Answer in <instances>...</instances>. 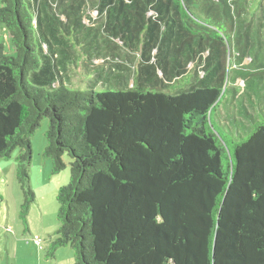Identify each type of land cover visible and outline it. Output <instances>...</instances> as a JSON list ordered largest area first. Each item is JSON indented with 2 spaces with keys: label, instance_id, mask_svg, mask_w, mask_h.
<instances>
[{
  "label": "trees",
  "instance_id": "1",
  "mask_svg": "<svg viewBox=\"0 0 264 264\" xmlns=\"http://www.w3.org/2000/svg\"><path fill=\"white\" fill-rule=\"evenodd\" d=\"M87 4L0 0L15 53L0 43V160L19 149L24 207L35 200L31 137L44 119L54 171L71 160L52 255L71 246L75 264H264V104L240 98L254 78L264 93V63L244 92L228 89L232 51L242 62L253 38L244 15L259 28L264 0H96L102 20L88 26ZM118 43L137 56L132 86L104 68L99 91L66 84L83 56L124 61ZM229 95L241 117L223 125Z\"/></svg>",
  "mask_w": 264,
  "mask_h": 264
},
{
  "label": "rangeland",
  "instance_id": "2",
  "mask_svg": "<svg viewBox=\"0 0 264 264\" xmlns=\"http://www.w3.org/2000/svg\"><path fill=\"white\" fill-rule=\"evenodd\" d=\"M86 1L88 4L85 7L84 24L87 26L92 25L93 21L98 24L102 17L98 12L96 0L95 4L92 3V0ZM240 1L242 4L248 5L253 0ZM246 10H250V7L248 6ZM251 15L246 14L244 18L247 19V22H251L250 31L253 38L251 37L250 40L248 55L242 62L239 61L237 50L232 51L231 70L228 71V75L231 77L229 90L235 89L244 92L247 78L254 73H259V69L254 67V63L259 64L260 61L264 63V13L260 14L263 18L259 28L257 26L260 20H257V17H251ZM62 20H64V17H62ZM2 28L0 27V32L3 33L5 38L1 37L0 43L4 44L7 55L15 56L11 39L7 31L4 29L2 31ZM118 44L122 47L121 55L124 61L113 60L110 56V60H104L105 58L101 60L93 59L89 62L86 56L85 58L83 56L81 62L76 60L77 62L73 61L68 65L64 76L66 84L74 89L99 91L102 89L103 83L109 82L107 79L100 78L99 74L96 73V68H104L105 75L107 73V75L114 76L123 73L128 85L132 86L138 66L137 56L127 51L121 43ZM77 54L81 55V52ZM125 54L131 60H128ZM84 61L91 65L89 69L85 67ZM196 69V64L190 65L188 80L195 77ZM261 71L264 72V69L261 68ZM198 75L201 78L204 73L199 70ZM261 80V78H254V83H248V94L245 93V96L240 97L243 98V103L249 105V100L254 98L255 101L257 100V107L264 104V93L261 94L263 96L257 94L259 87H261ZM178 87L181 91L186 89L185 83ZM238 103L239 100L236 96L233 100L232 96L229 95L222 103L216 120L225 125L227 122H231L230 118L232 117L240 118L241 115L238 114L236 107ZM249 109L255 116L258 115V110L253 109L252 106H249ZM48 129L49 119H44L31 137L33 155L30 183L35 200L28 207H24L25 195L17 179L19 149L15 150L10 158L0 160V264L76 263L75 252L71 246L60 247L52 255V246L57 240V232L61 226L58 219V193L62 187L69 185L71 182V160L64 157L66 169L60 172L54 171L53 160L45 156Z\"/></svg>",
  "mask_w": 264,
  "mask_h": 264
},
{
  "label": "built area",
  "instance_id": "3",
  "mask_svg": "<svg viewBox=\"0 0 264 264\" xmlns=\"http://www.w3.org/2000/svg\"><path fill=\"white\" fill-rule=\"evenodd\" d=\"M1 31V30H0ZM2 32H0V34H1Z\"/></svg>",
  "mask_w": 264,
  "mask_h": 264
}]
</instances>
